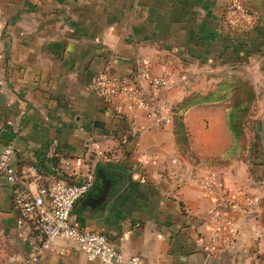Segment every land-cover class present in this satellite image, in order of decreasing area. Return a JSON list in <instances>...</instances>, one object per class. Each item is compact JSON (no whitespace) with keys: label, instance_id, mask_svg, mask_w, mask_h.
<instances>
[{"label":"crops","instance_id":"1","mask_svg":"<svg viewBox=\"0 0 264 264\" xmlns=\"http://www.w3.org/2000/svg\"><path fill=\"white\" fill-rule=\"evenodd\" d=\"M245 3L255 16L247 29L227 23L226 0H0L1 146H15L16 165L58 175L64 159L83 154L88 141L111 150L71 222L107 234L145 264H264V0ZM145 68L170 76L172 107L210 91L227 73L249 79L257 97L247 159L223 158L232 145L225 104L187 111L201 160L194 163L177 146L172 112L157 119L94 89L96 75L107 70L134 75L149 96ZM120 113L132 127L126 142L117 138L126 128ZM228 192L240 207L228 203ZM217 210L237 230L209 250ZM35 239L33 225L13 209L11 188L0 182V264L19 263ZM39 264L105 263L58 237Z\"/></svg>","mask_w":264,"mask_h":264},{"label":"built area","instance_id":"2","mask_svg":"<svg viewBox=\"0 0 264 264\" xmlns=\"http://www.w3.org/2000/svg\"><path fill=\"white\" fill-rule=\"evenodd\" d=\"M224 16L231 27L240 29L249 28L255 19L245 0H226ZM144 76L151 91L149 96L138 88L134 75L127 79L107 70L96 75L94 89L101 98H124L134 106L147 108L149 116L160 119L163 112H172V104L167 98V91L172 85L170 76L153 75L147 68ZM121 122L126 124V128L120 129L117 138L126 142L132 127L129 120L121 119ZM84 149L83 154L66 157L63 162L65 173L58 175L34 164L16 165L15 146L0 144V182L11 188L13 209L21 219L30 222L36 232L32 249L17 264H39L45 251L58 237L73 240L89 259H100L105 264H145L140 256L128 255L116 248L107 234L87 230L71 222L75 204L88 193L95 181L98 164L111 157V150L105 149L99 141H88ZM208 186L214 189L215 182L209 181ZM225 196L229 204L242 205L236 194L228 192ZM248 201L251 205L255 199ZM236 230V222L217 210L208 242L209 250H215L219 241L234 236Z\"/></svg>","mask_w":264,"mask_h":264},{"label":"trees","instance_id":"3","mask_svg":"<svg viewBox=\"0 0 264 264\" xmlns=\"http://www.w3.org/2000/svg\"><path fill=\"white\" fill-rule=\"evenodd\" d=\"M256 97L255 87L249 79L238 76L235 73H227L210 91L194 92L174 104L172 107V119L175 138L180 152L191 162L201 163L199 157L192 150V135L185 122V116L187 111L193 106L217 102L226 105L227 125L232 135V145L223 154V158L247 159L249 147L253 144V141L249 138L248 130ZM119 119L129 120V117L126 114H121ZM260 204L262 207L261 220L264 223V196Z\"/></svg>","mask_w":264,"mask_h":264},{"label":"rangeland","instance_id":"4","mask_svg":"<svg viewBox=\"0 0 264 264\" xmlns=\"http://www.w3.org/2000/svg\"><path fill=\"white\" fill-rule=\"evenodd\" d=\"M259 108H262V107H259ZM248 135H249V138L252 140L253 139V135L250 133V131L248 130ZM235 194V193H234ZM233 195V194H232ZM229 203V202H228ZM231 205V204H230Z\"/></svg>","mask_w":264,"mask_h":264}]
</instances>
